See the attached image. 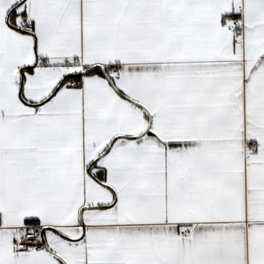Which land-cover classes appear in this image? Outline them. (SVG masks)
I'll use <instances>...</instances> for the list:
<instances>
[{
	"label": "snow or ice",
	"instance_id": "snow-or-ice-1",
	"mask_svg": "<svg viewBox=\"0 0 264 264\" xmlns=\"http://www.w3.org/2000/svg\"><path fill=\"white\" fill-rule=\"evenodd\" d=\"M0 264H264V0H0Z\"/></svg>",
	"mask_w": 264,
	"mask_h": 264
}]
</instances>
